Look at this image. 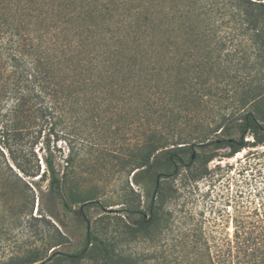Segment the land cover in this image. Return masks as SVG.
Segmentation results:
<instances>
[{
	"label": "trees",
	"instance_id": "trees-1",
	"mask_svg": "<svg viewBox=\"0 0 264 264\" xmlns=\"http://www.w3.org/2000/svg\"><path fill=\"white\" fill-rule=\"evenodd\" d=\"M164 1L0 0V189L12 186V176L41 178L47 184L40 192L65 214L73 203H88L90 198L74 192L69 171L56 168L51 142L66 137L71 126L83 141L87 121L95 120L85 114L102 106L95 101L106 96L117 97L116 109L137 111L138 126L148 118L131 154L133 175L144 174L153 184L150 216L140 215L136 230L155 222V209L175 196L176 188L161 186L159 179L189 167L198 157L195 153L191 160L194 145L227 148L231 156L264 144V2L224 0L218 6L231 13L235 35L242 38L250 25V60L242 39L235 44L233 36L216 39L210 16L202 31L201 14H168ZM214 4L207 2V10ZM71 156L68 149L67 168ZM202 174L190 172L188 178ZM25 188L31 191L26 183ZM24 204L32 206L33 200ZM246 206L245 214L232 217L231 237L214 244L213 257L208 242H202L199 264H264V199ZM84 257L102 264L128 262L87 229L84 246L53 264Z\"/></svg>",
	"mask_w": 264,
	"mask_h": 264
},
{
	"label": "rangeland",
	"instance_id": "rangeland-1",
	"mask_svg": "<svg viewBox=\"0 0 264 264\" xmlns=\"http://www.w3.org/2000/svg\"><path fill=\"white\" fill-rule=\"evenodd\" d=\"M212 1V11L206 7L210 0H165L163 5L168 14H201L202 31L210 16L216 39L226 41L233 36L232 44L242 39L252 60L250 25L245 23L249 29L242 38L235 35V21L227 15L231 13L218 9L224 0ZM116 100L115 96H106L95 101L102 106L85 114L88 118L95 116V120L87 121L83 141L71 126L66 129V137L51 142L56 147V168L60 173L69 171L74 192L90 198L88 203H73V211L65 214L40 192H45L47 184L41 178L21 176L19 180L12 176V186L0 189V264H26L30 258L38 259L31 264H53L63 254L77 253L84 246L87 229L109 244L114 254L128 258L127 264H199L202 242H208L213 257L214 244L232 235L234 214H245L251 200L256 204L260 197L264 199V144L246 146L231 156H226L227 148L194 145L198 157L189 167H179L174 178L159 179L161 186L176 188L175 196L155 209V222L136 230L135 220L142 214L146 219L150 216L148 204L153 184L144 174L133 175L131 154L133 142L147 128L148 118L143 126H138V112L114 108ZM231 110L229 107L224 112ZM181 127L191 130L187 125ZM214 137L210 135L209 139ZM245 140L251 142V136ZM68 149L72 155L69 168L64 161ZM108 150L118 155L115 157ZM209 155L213 157L204 163ZM43 164L39 159L40 171ZM200 171L201 177L188 178L190 172ZM257 192L259 196H254ZM26 198L33 200L32 206L24 204ZM4 199L10 200L11 205H6ZM72 264L102 262L84 257Z\"/></svg>",
	"mask_w": 264,
	"mask_h": 264
},
{
	"label": "water",
	"instance_id": "water-1",
	"mask_svg": "<svg viewBox=\"0 0 264 264\" xmlns=\"http://www.w3.org/2000/svg\"><path fill=\"white\" fill-rule=\"evenodd\" d=\"M194 155H195V152H194V151H192V154H191V160H193V158H194ZM157 184H158V181H157Z\"/></svg>",
	"mask_w": 264,
	"mask_h": 264
}]
</instances>
